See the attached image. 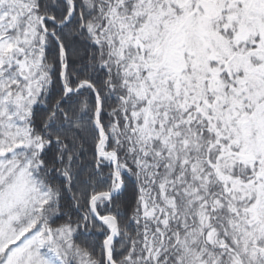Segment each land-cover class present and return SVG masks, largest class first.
I'll list each match as a JSON object with an SVG mask.
<instances>
[{"label":"snow or ice","instance_id":"snow-or-ice-1","mask_svg":"<svg viewBox=\"0 0 264 264\" xmlns=\"http://www.w3.org/2000/svg\"><path fill=\"white\" fill-rule=\"evenodd\" d=\"M0 264H264V0H0Z\"/></svg>","mask_w":264,"mask_h":264}]
</instances>
